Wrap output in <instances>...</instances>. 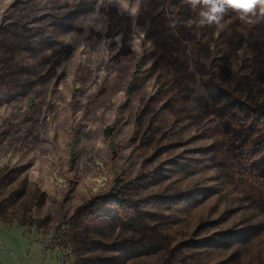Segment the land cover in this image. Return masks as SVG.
<instances>
[{"label":"rangeland","instance_id":"rangeland-1","mask_svg":"<svg viewBox=\"0 0 264 264\" xmlns=\"http://www.w3.org/2000/svg\"><path fill=\"white\" fill-rule=\"evenodd\" d=\"M197 14L0 0V264H264V20Z\"/></svg>","mask_w":264,"mask_h":264},{"label":"clouds","instance_id":"clouds-1","mask_svg":"<svg viewBox=\"0 0 264 264\" xmlns=\"http://www.w3.org/2000/svg\"><path fill=\"white\" fill-rule=\"evenodd\" d=\"M192 9H197V17L189 24L196 27L215 24L222 27L224 15L229 11L237 14L245 24H255L264 20V0H182Z\"/></svg>","mask_w":264,"mask_h":264},{"label":"trees","instance_id":"trees-1","mask_svg":"<svg viewBox=\"0 0 264 264\" xmlns=\"http://www.w3.org/2000/svg\"><path fill=\"white\" fill-rule=\"evenodd\" d=\"M142 64H143V62L141 61L139 63V66ZM259 109L261 110V113L264 115V107H260ZM107 135H108V138L110 140L109 149H110L111 153H114V136H113V128L112 127H110L108 129ZM70 151H71V154H73V148L72 147H71Z\"/></svg>","mask_w":264,"mask_h":264}]
</instances>
